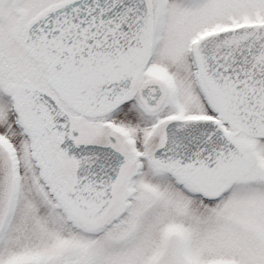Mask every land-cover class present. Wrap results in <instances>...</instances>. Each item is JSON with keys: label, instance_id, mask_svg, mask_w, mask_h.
<instances>
[{"label": "snow or ice", "instance_id": "snow-or-ice-1", "mask_svg": "<svg viewBox=\"0 0 264 264\" xmlns=\"http://www.w3.org/2000/svg\"><path fill=\"white\" fill-rule=\"evenodd\" d=\"M0 264H264V0H0Z\"/></svg>", "mask_w": 264, "mask_h": 264}]
</instances>
